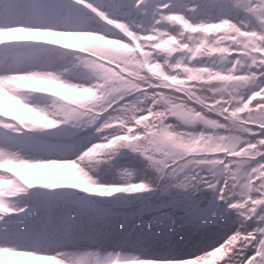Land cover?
Returning a JSON list of instances; mask_svg holds the SVG:
<instances>
[{
    "label": "snow or ice",
    "instance_id": "snow-or-ice-1",
    "mask_svg": "<svg viewBox=\"0 0 264 264\" xmlns=\"http://www.w3.org/2000/svg\"><path fill=\"white\" fill-rule=\"evenodd\" d=\"M0 264H264V0H0Z\"/></svg>",
    "mask_w": 264,
    "mask_h": 264
},
{
    "label": "rangeland",
    "instance_id": "rangeland-1",
    "mask_svg": "<svg viewBox=\"0 0 264 264\" xmlns=\"http://www.w3.org/2000/svg\"><path fill=\"white\" fill-rule=\"evenodd\" d=\"M197 131H198V129H197ZM93 178L98 181V179L95 176H93ZM134 179H136V178H134ZM98 182H100V181H98ZM6 259H9V258H6Z\"/></svg>",
    "mask_w": 264,
    "mask_h": 264
},
{
    "label": "trees",
    "instance_id": "trees-1",
    "mask_svg": "<svg viewBox=\"0 0 264 264\" xmlns=\"http://www.w3.org/2000/svg\"><path fill=\"white\" fill-rule=\"evenodd\" d=\"M214 259L218 260L219 258L217 257V258H214Z\"/></svg>",
    "mask_w": 264,
    "mask_h": 264
}]
</instances>
